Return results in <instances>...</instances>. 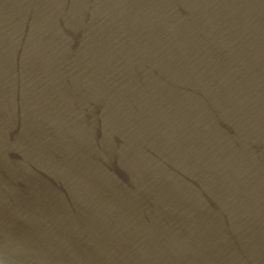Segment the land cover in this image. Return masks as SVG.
<instances>
[{
    "label": "water",
    "instance_id": "95a60500",
    "mask_svg": "<svg viewBox=\"0 0 264 264\" xmlns=\"http://www.w3.org/2000/svg\"><path fill=\"white\" fill-rule=\"evenodd\" d=\"M0 264H264V0H0Z\"/></svg>",
    "mask_w": 264,
    "mask_h": 264
}]
</instances>
